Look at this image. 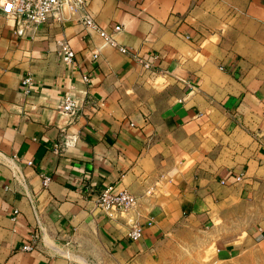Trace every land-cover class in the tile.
<instances>
[{"label": "crops", "instance_id": "crops-1", "mask_svg": "<svg viewBox=\"0 0 264 264\" xmlns=\"http://www.w3.org/2000/svg\"><path fill=\"white\" fill-rule=\"evenodd\" d=\"M3 2L0 264L264 261V0H87L157 72L79 14L20 34ZM109 185L138 197L140 239L98 206Z\"/></svg>", "mask_w": 264, "mask_h": 264}, {"label": "built area", "instance_id": "built-area-1", "mask_svg": "<svg viewBox=\"0 0 264 264\" xmlns=\"http://www.w3.org/2000/svg\"><path fill=\"white\" fill-rule=\"evenodd\" d=\"M1 7L8 16L16 20L17 32L20 34H23L27 28L36 27L48 22L51 18L67 20L79 14L82 22L88 28L96 30L109 44L118 47L123 53L131 54L146 70L158 71L154 62L159 56L154 54L151 59L141 55L137 51L131 50L127 46L120 45L113 36V33L103 28L89 12L87 0H4ZM121 29L120 25L114 26L116 32ZM61 51L63 61L67 65H73L75 60L74 49L69 44L63 43L61 44ZM82 78L85 81H90V74L85 73ZM25 83L30 84L31 78H27ZM78 106L79 101L76 94L72 90H68L59 104V110L62 114L71 117L75 115ZM19 176L20 179H18L25 184L23 176L21 174ZM237 179L240 180L241 177ZM48 182L49 179L46 178L44 184L48 185ZM96 202L111 218L116 219L121 216L127 218L129 227L126 235L129 238L138 240L143 236V226L132 215L138 204V197L135 194L127 189L117 191L113 185H109L97 195ZM35 215L40 225V214L36 212ZM34 237L37 238L38 234L34 233ZM34 245V243H27L23 248L31 250Z\"/></svg>", "mask_w": 264, "mask_h": 264}, {"label": "rangeland", "instance_id": "rangeland-1", "mask_svg": "<svg viewBox=\"0 0 264 264\" xmlns=\"http://www.w3.org/2000/svg\"><path fill=\"white\" fill-rule=\"evenodd\" d=\"M253 254H250V256L244 261V262H235V263H229V264H264V261L260 260L258 257L261 256V253L258 251H255Z\"/></svg>", "mask_w": 264, "mask_h": 264}]
</instances>
